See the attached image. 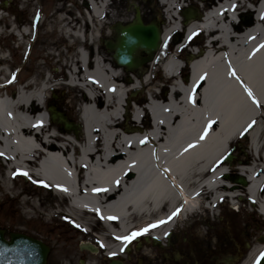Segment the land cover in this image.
<instances>
[{
	"label": "bare ground",
	"instance_id": "bare-ground-1",
	"mask_svg": "<svg viewBox=\"0 0 264 264\" xmlns=\"http://www.w3.org/2000/svg\"><path fill=\"white\" fill-rule=\"evenodd\" d=\"M88 2L94 18H100L110 4L109 0ZM158 4L165 8L166 21L161 44L176 32H182V42H186L201 30L207 37L205 48L215 51L185 55L192 63L188 76L181 79L180 61L170 58L162 63L167 81H172L168 91L165 83L159 94L151 89L143 108L146 111L135 108L132 113L133 122L144 112L151 117L145 133L138 134L136 125L121 121L124 96L134 97L137 103L145 101L138 90L140 82L129 73L125 81L123 69L101 53L94 54L89 66L87 54L78 51V62L71 66L66 81L71 89L86 91L80 137L57 124L58 132L43 126L48 114L41 112V103L51 88L48 80L38 89L20 91L12 101L0 100L4 142L0 152L9 169L27 173L26 177L69 200L66 216L71 220L85 224L99 215L111 234L99 237L106 255L118 254L126 247L129 251V243L118 238L128 236L134 228L136 232L152 229L160 244L165 234L179 228L188 216L212 211L221 197L237 196L236 185L223 178L228 174L221 161L226 146L246 128L253 151L264 142V0H256L251 13L245 14L238 13L237 1L221 0L200 23L196 19L186 27L178 15L181 1L158 0ZM107 16L110 23L132 21L130 14L112 17L107 12ZM156 56L159 59L160 53ZM148 76L146 73L143 83ZM74 100L71 97L64 103L67 110ZM34 110L37 113L33 114ZM258 166L240 165L238 169L247 180L242 186L247 200L252 205L259 201L263 214L264 196L260 199L259 194L264 165L263 170ZM85 168L87 172L82 174ZM46 211L38 216L51 220L57 213ZM263 250L264 242L249 253L244 264H253Z\"/></svg>",
	"mask_w": 264,
	"mask_h": 264
},
{
	"label": "rangeland",
	"instance_id": "rangeland-1",
	"mask_svg": "<svg viewBox=\"0 0 264 264\" xmlns=\"http://www.w3.org/2000/svg\"><path fill=\"white\" fill-rule=\"evenodd\" d=\"M2 1L3 0H0V7ZM5 1L8 2L6 8H0V96L3 95V93L6 95H9L11 92L17 93L18 86L23 87L25 91H32L38 89L45 80H48L46 84L49 87L51 86V88L46 91L45 107L41 109V112H46L47 105L51 103V101H54L57 105L56 108L59 111L63 112L69 119L76 122L80 119L78 114L81 112L82 107L87 103L84 101L85 94L83 91L80 92L76 89H71L65 84V82L68 79L71 66L78 62V51L72 55H57V53L61 52V48L56 46L59 45L56 43V39L58 38L65 41L67 48L73 47L74 42H77L79 44L78 47L80 49L82 48L89 57V66H91L94 54L97 55L101 53L104 54L107 59L112 58L110 52H107L102 46V41L104 39H112L111 26L113 23H110V18L107 16V12H109L112 17H127L129 14L133 15L134 6H136L141 11V17L144 23H149L154 20L166 22L164 19V13L162 12L163 7L158 4V0H109L110 4L100 18H94L91 16V7L88 0H68L69 4H63L62 0ZM179 1H181L183 5L185 2L187 3V0ZM220 1L221 0H188L189 5L202 9V12H206L212 6L215 7L217 2ZM128 3L129 12L127 10ZM19 4L22 7V11L27 13L26 15L29 17L27 19L26 16L23 15L24 19L32 24V26L29 25V23L24 24L22 39H19L17 23L12 15L14 12L19 13ZM238 5L240 7L238 10L239 14L244 13L243 11H245V13H251L248 5L256 6V0H239ZM199 13L201 14L200 11ZM50 14H52V16H50ZM250 22H252L251 15L248 17V24H250ZM33 26H37L38 29L36 52L33 54V56L36 57H33L31 66H26L24 61L33 40V36L28 33V31L31 29L34 30ZM51 29L52 32L50 33ZM82 32L84 35L83 43L81 42V38H78L77 36H80ZM200 36H203L204 38L203 34ZM200 36L199 39H197L202 43ZM182 39L183 33L176 32L169 36V38L161 45V50L159 51V57H161V59L155 60L148 66H145V69L143 70L142 76L145 77L146 73L149 75L145 83L142 82V77L138 79L134 78L137 82H140L138 83V88L141 90V94L143 93L142 96L144 98L147 97L145 90L147 93L150 91L149 88L152 85H149V83L152 81V74L155 72H158L159 74L157 77L159 86L162 83H165L166 92L168 91L172 81H167V78L163 76L160 67L169 55L175 54L180 60L181 57L183 58L185 55L184 53L189 51L188 48L193 47V43L190 39L186 40L184 43L182 42ZM52 44H54L52 49L53 54H51L53 59L48 57L49 53L46 52L51 49ZM179 44H181V46L178 48ZM17 46L20 47V49L22 48V50H18ZM19 51H21V53H19ZM21 59L23 60L24 66L23 74L27 79L24 80L21 78L23 82H19L18 77V81L16 80L13 85L5 88V86L15 78L18 71V63ZM187 71L188 69L182 71V78L188 76ZM123 74L125 75L124 80L127 81L126 72H123ZM30 81H33V83H30ZM52 95L55 96L53 100ZM71 97H74L75 103L73 106L70 105L69 107L71 108L67 110L64 103L69 101ZM34 112L36 111L34 110L33 114ZM128 121L131 125H135L131 120ZM148 121L150 122L149 119L147 122ZM149 125L150 123H146L145 128L148 129ZM55 131L57 132V130ZM78 135L79 137L82 135L80 129ZM248 145L249 141L247 136H244L243 139L242 136H240L236 142L233 141L230 143V146L235 147V151L232 153L235 160L240 159L244 154L249 153L250 149ZM251 155H253L252 151ZM6 163L8 165L9 162L6 161ZM238 164L239 163L233 166L229 164L230 178L237 177V170L233 167ZM7 165L3 163L2 158L0 157V229L5 231V238L8 239L9 233H23L32 237L33 233L44 238V240L53 247L54 252L57 253L64 252L67 244L57 238L56 234L64 235L65 237L70 236L72 238H79V235L84 236V238L86 237L90 242L100 246L98 242L93 239L96 237L94 232L97 233L99 237L102 235H108L107 231H105L100 224H97L95 228H90V230H78V228L81 227V223L73 221L66 216V211L68 210L67 200L54 194L41 182L34 181L33 179L29 180L28 178V182H24L22 175L16 170L11 169V178H6L5 174L8 168ZM230 178H226L225 180L231 184ZM235 190H237L239 197L242 198L241 203H238V205H240L239 212H242L243 215H246L247 213L256 215L257 217L255 221L260 224L261 217L256 211L257 206L252 205L247 200L245 189L236 186ZM225 204L228 205V201L218 203L212 211L207 213L200 212L199 214H196L195 217L186 219L179 228L173 229L170 233H167V235L164 236L161 241L162 247L154 248L149 246L145 247L142 252H155V254H158V252H173L170 240H165L167 237H177L178 239H181V237L184 236V232H188L191 229L193 230L194 227L196 228L198 226V220L194 221V218L199 219L200 221V219L203 218V215L206 214V216L209 217H216L221 210H227ZM32 206L35 209H33ZM46 210L51 211V213L57 211V213L55 215L53 214L54 217L51 220H45L38 216L41 213L45 215L47 212ZM31 215L34 217L30 218ZM46 216L48 217V215ZM90 222H94L92 218ZM77 225H79V227H77ZM256 238L259 239L254 243L255 247L264 242V227H262V233L260 236ZM132 256L135 257L134 255Z\"/></svg>",
	"mask_w": 264,
	"mask_h": 264
},
{
	"label": "flooded vegetation",
	"instance_id": "flooded-vegetation-1",
	"mask_svg": "<svg viewBox=\"0 0 264 264\" xmlns=\"http://www.w3.org/2000/svg\"><path fill=\"white\" fill-rule=\"evenodd\" d=\"M62 3L69 4L68 0H62ZM18 7L19 13H16L15 20L19 39H22L24 24L29 23L28 20L24 19L23 15H25L27 19L29 17H27V13L22 11L20 4ZM127 10L129 12V3L127 5ZM50 16H52V14H50ZM183 19L185 20V17H183ZM185 24L186 23H182V25ZM29 25L32 26L30 23ZM51 32L52 29L50 33ZM28 33L33 36V40L24 64L26 66H31L33 57H36L33 56V54L36 52V43L38 40L37 26L34 27V30L31 29L28 31ZM197 38L198 36L196 35L194 40H198ZM56 43L59 45H55L61 48V52L57 53V55H72L78 50L79 44L77 42H74L71 48H67L65 41L62 39L60 40L57 38ZM53 47L54 44L51 45L50 50L46 51L49 53L48 57L51 59H53L51 55L53 54ZM17 49L19 50L20 47L17 46ZM20 50H22V48ZM19 53H21V51H19ZM23 67V60L21 59L17 67V81L19 77V82H23L22 79H27L23 74ZM157 77L158 74L153 73L152 85H157V88L154 89L156 93L159 94L163 91V88H160ZM30 83H33V81H30ZM260 146L261 147H259L257 151V157L251 155L250 150L249 153L244 154L242 158L235 160V157H233L232 161L225 163L227 165L231 164V166L237 163L242 165L258 164L259 166L257 169L261 168L263 170L262 156H264V142ZM234 151V146L228 147V152L233 153ZM260 194L264 196V186L260 189ZM256 217L257 216L252 213H247L246 215H243V213L239 211L235 213L227 207L226 211L221 210L216 217L204 215L200 221L194 218V221L198 220V226L196 228L194 227L193 230L191 229L188 232H184V236L181 237V239L177 237H167L165 239L170 240L171 249H173L171 253H143L142 251L145 247H162V242H160V244L154 243V239H148L147 241V238H142L139 243L136 240H132L131 243H129V251L126 247L123 251L120 249V253L114 256L111 255L112 253L106 255V251L98 245H95L97 252L92 253L88 250L81 249L83 245L91 243L86 237L84 238V236L79 235V238H72L70 236L69 238L64 235L56 234L57 238L67 244L64 252L57 253L54 252L53 247L46 242L44 238L33 233L32 235L34 238L41 240L49 248L46 264H243L248 253L254 247V243L259 239L256 237L260 236L262 227H264V218H261V222L258 224L255 221Z\"/></svg>",
	"mask_w": 264,
	"mask_h": 264
},
{
	"label": "water",
	"instance_id": "water-1",
	"mask_svg": "<svg viewBox=\"0 0 264 264\" xmlns=\"http://www.w3.org/2000/svg\"><path fill=\"white\" fill-rule=\"evenodd\" d=\"M3 5H6V2ZM186 17L191 19V13L188 12ZM112 29L116 41L105 40L104 43L106 49L113 52V60L117 66L131 72L139 70L144 64L153 60L160 42L159 22L144 24L139 10L136 9L134 20L130 24L122 25L118 22ZM141 53L147 57H141ZM50 111L53 113V121L63 124L65 131L73 130L77 134L61 114H57L52 108ZM234 182L241 186L247 184L242 177L235 179ZM3 234L4 232L0 230V264H45L48 248L42 242L15 233H11L10 241H7ZM82 249L95 252V248L89 245ZM259 264H264V253Z\"/></svg>",
	"mask_w": 264,
	"mask_h": 264
},
{
	"label": "snow or ice",
	"instance_id": "snow-or-ice-1",
	"mask_svg": "<svg viewBox=\"0 0 264 264\" xmlns=\"http://www.w3.org/2000/svg\"><path fill=\"white\" fill-rule=\"evenodd\" d=\"M233 75H234V73H233ZM23 175H27V173H23ZM97 191H100L99 189H97ZM173 215H176V213H173ZM170 219H171V217H170ZM160 223H165V221H161ZM77 227H79V225H77ZM153 227H155V225H153ZM148 231V229L146 228V229H144V230H142L141 232H134V233H132L131 235H129V236H125V237H123V238H118V239H121L122 240V242L124 243V244H128V243H131V241L132 240H134L137 236H139V235H143L144 233H146ZM165 235H167V233L165 234ZM101 247H103V245H101ZM122 251H123V249H122ZM111 255H115V253H112Z\"/></svg>",
	"mask_w": 264,
	"mask_h": 264
},
{
	"label": "trees",
	"instance_id": "trees-1",
	"mask_svg": "<svg viewBox=\"0 0 264 264\" xmlns=\"http://www.w3.org/2000/svg\"><path fill=\"white\" fill-rule=\"evenodd\" d=\"M11 11V10H10Z\"/></svg>",
	"mask_w": 264,
	"mask_h": 264
}]
</instances>
